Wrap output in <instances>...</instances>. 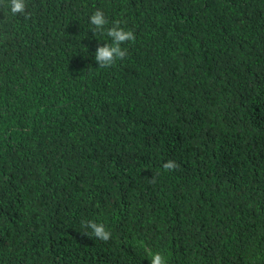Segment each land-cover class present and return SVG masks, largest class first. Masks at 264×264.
I'll return each mask as SVG.
<instances>
[{"label":"trees","instance_id":"obj_1","mask_svg":"<svg viewBox=\"0 0 264 264\" xmlns=\"http://www.w3.org/2000/svg\"><path fill=\"white\" fill-rule=\"evenodd\" d=\"M26 2L0 7V264H264V0ZM97 8L136 36L109 69Z\"/></svg>","mask_w":264,"mask_h":264},{"label":"clouds","instance_id":"obj_2","mask_svg":"<svg viewBox=\"0 0 264 264\" xmlns=\"http://www.w3.org/2000/svg\"><path fill=\"white\" fill-rule=\"evenodd\" d=\"M0 7L6 9L11 16H22L25 19L31 18V12L28 10L26 0H6V3H0ZM90 29L93 33L106 35L110 38V43L98 46L94 59L98 64V69H109L114 67L118 61H123L127 56V49L122 45L134 42L135 33L132 30H126L121 26V21L115 20L109 25V20L105 13L97 8L88 17ZM108 26V27H106ZM179 165L172 160L163 163L162 167L166 171L175 170ZM154 177L152 178L154 182ZM81 228L84 230L83 235L90 238L107 242L111 239V232L106 229L103 223L87 220L82 222ZM149 264H167L166 258L160 252H154L150 255Z\"/></svg>","mask_w":264,"mask_h":264}]
</instances>
